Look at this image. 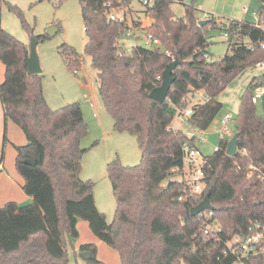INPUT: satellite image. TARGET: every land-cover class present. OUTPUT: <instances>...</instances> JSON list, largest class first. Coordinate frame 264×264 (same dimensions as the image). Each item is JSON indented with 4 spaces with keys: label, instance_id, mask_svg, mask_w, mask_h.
Segmentation results:
<instances>
[{
    "label": "trees",
    "instance_id": "1",
    "mask_svg": "<svg viewBox=\"0 0 264 264\" xmlns=\"http://www.w3.org/2000/svg\"><path fill=\"white\" fill-rule=\"evenodd\" d=\"M78 1L86 37L83 53L97 70L98 93L113 119V130L135 136L141 159L132 166L116 159L107 163L116 204L108 223L96 207L94 182L80 178L86 151L80 143L88 132L80 104L50 108L42 73L27 72V45L2 27L0 12V61L5 66L0 83L3 142L7 141L6 122L11 120L26 136V144L16 147L15 166L24 179L23 191L31 197L26 204L9 201L0 206V264H67L68 247L78 238L79 220L117 251L120 264L236 263L238 254L229 247L234 235L249 234L252 222L264 221V178L257 170L247 176L250 163L264 172V115L251 101L253 92L245 90L233 118L236 154L231 157L225 152L229 136L220 140L218 150L202 156L204 176L198 193L189 191L182 177V143L194 144L196 136L170 125L187 106V95L203 90L206 100L193 104L194 113L187 120L193 128L206 130L222 107L219 94L244 69L264 62V31L246 20L229 21V53L212 62L204 57L206 29H219L223 23L211 18L198 25L191 6L186 5L184 16L177 18L170 9L173 0H153L140 11L152 23L142 26L140 21L129 25L109 20L105 0ZM107 2L109 9L119 12L128 9L131 0ZM8 7L17 11L27 27L17 6L8 3ZM256 11L264 18V4ZM131 28L154 34L160 45H132L127 51L120 39ZM60 54L70 68L77 62L78 54L68 46L60 48ZM172 57L180 64L173 71L165 101L158 102L149 92L160 84ZM228 65L232 67L225 70ZM253 81L262 85L264 74ZM166 178L168 182L162 184ZM206 194L213 206L212 218L221 227L214 237L204 236L199 231L203 220L190 214ZM81 252L90 254L85 259L88 264H105L96 257L95 244H82L78 255ZM263 263L264 256L259 254L243 256L237 264Z\"/></svg>",
    "mask_w": 264,
    "mask_h": 264
},
{
    "label": "rangeland",
    "instance_id": "2",
    "mask_svg": "<svg viewBox=\"0 0 264 264\" xmlns=\"http://www.w3.org/2000/svg\"><path fill=\"white\" fill-rule=\"evenodd\" d=\"M8 3L17 6L27 27L22 23L17 11L10 9ZM186 5L193 7L198 20L214 18L217 23L228 24L231 20H255L253 13L259 9V0H173L170 9L177 18L183 17ZM142 0H131L125 10L128 23L143 10ZM133 10V11H132ZM1 25L20 41L29 46L31 38L46 35L50 26L57 28V32L50 38L38 40L36 52L43 75L42 87L45 99L52 109L60 108L68 103L78 102L81 106L87 134L81 139V147L86 149L82 156L80 178L94 182L93 193L97 209L102 212L106 221L110 223L115 211V200L110 180L107 176L106 165L112 160H118L122 165L132 166L139 163L141 152L135 136L127 132L113 130V119L105 109L98 93L97 70L90 65V58L83 53L86 37L84 34L80 5L78 0H63L56 4L53 0H0ZM152 22V20H151ZM146 20L144 24H146ZM211 25V24H210ZM208 53L207 61H218L226 53L228 38L214 27L206 29ZM121 42L127 51L133 44L141 45L142 40L122 36ZM70 47L78 54V59L72 68L68 67L65 56L60 54V48ZM73 59V56L71 57ZM73 69H77L74 73ZM264 67H248L244 69L219 94L217 100L222 103L220 111L211 125L204 131H196V145L203 155H210L214 147L219 146V131L222 129V119L226 113L235 118L241 96L247 88L245 84L253 76L262 74ZM199 93L195 94V97ZM205 98H200L203 102ZM171 125L175 128L191 131L187 119L176 113ZM225 128V138L235 133L234 119ZM230 139V138H229ZM200 157L196 158L199 163ZM168 178L162 184H166ZM91 231V230H90ZM92 232V231H91ZM114 258L118 257L117 251ZM68 264H75L70 255ZM106 264H114V260L101 252ZM81 264H86L80 255L76 256Z\"/></svg>",
    "mask_w": 264,
    "mask_h": 264
},
{
    "label": "built area",
    "instance_id": "3",
    "mask_svg": "<svg viewBox=\"0 0 264 264\" xmlns=\"http://www.w3.org/2000/svg\"><path fill=\"white\" fill-rule=\"evenodd\" d=\"M62 0H53L56 4L60 3ZM153 0H142L143 5H150ZM104 6L108 9L107 11V18L109 20H119L122 22H127L125 10H120L116 12L114 9H109V3L107 0L104 2ZM255 20L252 22L254 27L261 29L264 31V18H260L257 11L253 13ZM228 24H220L219 30L223 33L227 38L230 37V33L228 31ZM124 36L131 37L133 39L141 38L142 43L141 46L143 47H153L159 46L160 40L152 33H139L136 29L131 28L129 29ZM138 45V44H133ZM166 54H169L167 50L164 51ZM171 56V55H170ZM205 58H208V53L204 54ZM173 59V57H172ZM261 62L257 63L256 65H260ZM255 66V65H254ZM73 72L76 73L77 69H73ZM200 91V97L206 98V95L203 90H196ZM264 87L259 86L253 91L251 96V101L255 104L258 99L263 95ZM196 101H193V104ZM193 104L187 105L184 109L178 112V116L182 115L186 119L191 117L194 113ZM233 119V116L230 113H226L222 119V129L219 131V139L223 140L226 136L224 134L227 132L225 125ZM171 128L174 126L170 125ZM218 146L214 147V150H218ZM182 151H183V167H182V177L185 185L188 187L189 191L198 193L201 191L202 188V178L204 173L201 168V158L203 154L198 149L197 145L190 143L189 141H184L182 143ZM200 157L199 163L196 162V158ZM259 171L260 177L264 178V172L261 171L258 167L254 164H248V171L247 176H251L253 171ZM181 199V198H179ZM201 219L203 220V225L199 228V231L202 232L204 236L214 237L220 231L221 227L219 222L216 219L212 218V211L211 210H204L198 214ZM231 252H234L237 255V261L234 264L239 263L241 257L247 255H263L264 256V221H255L252 222V232L246 235H234L231 245L229 246ZM264 264V263H263Z\"/></svg>",
    "mask_w": 264,
    "mask_h": 264
},
{
    "label": "crops",
    "instance_id": "4",
    "mask_svg": "<svg viewBox=\"0 0 264 264\" xmlns=\"http://www.w3.org/2000/svg\"><path fill=\"white\" fill-rule=\"evenodd\" d=\"M262 4H264V0L262 3L260 2V6ZM145 20L147 22L146 24H144ZM151 20H152L151 18L144 16L141 12H138L131 19V23L129 24L127 21V24L131 25L133 24V21H140L142 23V26H147L152 23ZM27 50H28V46H27ZM227 51L229 52L228 48H227ZM254 67H264V62H261L260 65H255ZM262 74H264V72ZM259 75H256V76H259ZM4 76H5V66L0 61V83L4 80ZM256 76H253L250 81H248L249 80L248 77L246 78L245 84H247V88L245 90H249L250 86L256 89L255 84H260L258 83V81H253V78ZM259 86L264 87V82L262 85H259ZM196 93H199L197 97H195ZM200 93H201L200 91H196V90L193 92H190L186 97L187 105L193 104V101H196L194 102V104L197 102H200V98H201ZM255 106H256L257 112L261 115H264V93L255 103ZM187 122H188L189 129L191 131L189 132H185L184 130L182 131L188 136H193V135L196 136L194 132L199 131V130L193 128L191 126V123L188 120ZM3 131H4V117H3L2 105L0 102V206H3L5 203L9 201H14L19 204H26L31 201V197L25 194V192L23 191L22 186L24 183V179L18 173L16 166H15L16 147L26 144L27 142L26 136L24 132L21 130V128L18 125H16L14 122H12L11 120H8L6 122L7 141L5 143L3 142ZM194 143L196 145V140ZM76 227L78 230V238L76 240L71 241V244L68 247V262L71 257L70 255L72 254L76 261L75 264H81V261H78L76 258V256L78 255L77 252L79 250V247L85 243H93L96 245V257L100 261L106 264L104 257L101 256V252H102L103 255L107 254L108 256H110V258L114 260V264H120V259L117 258V256H116V259L114 258L115 257L114 252L110 250L108 245H106L104 242L99 240L90 231L89 225L86 221L79 220L76 224ZM85 263L88 264L86 261Z\"/></svg>",
    "mask_w": 264,
    "mask_h": 264
},
{
    "label": "water",
    "instance_id": "5",
    "mask_svg": "<svg viewBox=\"0 0 264 264\" xmlns=\"http://www.w3.org/2000/svg\"><path fill=\"white\" fill-rule=\"evenodd\" d=\"M207 20L198 21V25L202 26L206 23ZM57 32V28L54 26H50L46 32L48 37H52ZM38 43V39L36 37H32L30 44L28 46V50L26 51L24 58L27 66V72L29 74H38L41 72V67L39 63V58L36 52V45ZM180 64V60L177 57H174L168 64H166L164 70L161 73V82L158 86L154 87L150 92L149 96L158 102L165 101L168 91L174 81L173 71ZM232 67L231 65L225 66L224 69ZM255 87L258 88L259 84H255ZM249 90L252 92L255 90L252 86L249 87ZM237 133H234L233 136L229 139L225 152L229 156L233 157L237 151ZM27 164L33 165L34 163L30 160L25 161ZM212 210L213 206L209 201V196L206 194L202 200L195 206L190 209V214L195 216L204 210ZM80 256L84 259L90 258V254L88 252H81Z\"/></svg>",
    "mask_w": 264,
    "mask_h": 264
}]
</instances>
